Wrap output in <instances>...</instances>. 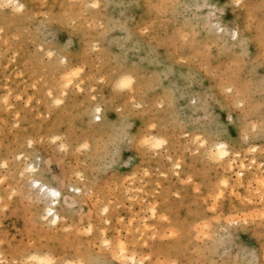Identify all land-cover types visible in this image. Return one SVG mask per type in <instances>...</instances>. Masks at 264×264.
<instances>
[{"label": "rangeland", "instance_id": "374dc122", "mask_svg": "<svg viewBox=\"0 0 264 264\" xmlns=\"http://www.w3.org/2000/svg\"><path fill=\"white\" fill-rule=\"evenodd\" d=\"M19 1H0V264H264V0ZM33 176L61 190L55 223Z\"/></svg>", "mask_w": 264, "mask_h": 264}, {"label": "bare ground", "instance_id": "6f19581e", "mask_svg": "<svg viewBox=\"0 0 264 264\" xmlns=\"http://www.w3.org/2000/svg\"><path fill=\"white\" fill-rule=\"evenodd\" d=\"M1 3L3 4H6V3H10L12 2L13 3V7L14 8H20L21 6H23L22 2H20L19 0H0ZM0 3V4H1ZM234 33L235 34H238V30L235 29L234 30ZM65 59V58H64ZM78 69V68H77ZM77 72V70H76ZM78 74V73H77ZM71 75H69L70 77ZM62 78V77H61ZM66 79V75L63 77V79ZM62 79V80H63ZM72 79V77L70 78ZM70 79L68 78V75H67V82L66 83H69L68 81H70ZM132 76H130L129 74H123L121 76V80L119 81L120 84L122 83H125L127 85H129L131 83V80H132ZM61 80V79H60ZM62 83H65V82H62ZM65 85L67 86L68 84ZM78 84V83H77ZM80 84V83H79ZM63 84V86H65ZM81 85V84H80ZM62 86V87H63ZM79 87V86H78ZM118 87V86H117ZM65 88V87H63ZM67 89V88H66ZM64 90V89H63ZM60 98V97H59ZM89 114V113H88ZM90 116L92 117V119L96 120L97 122L98 121H101V124H105V121L106 119H102L103 117V113H102V108L101 106L99 105H95L92 107V109L90 110ZM148 139H150L149 137L147 138L146 136H144V139H143V143H146L148 141ZM212 149V148H211ZM218 154V156L220 157H225L226 155H228L229 153V149H228V146L225 142L223 141H218L214 144V148ZM230 157V156H229ZM234 157V156H233ZM229 159V158H228ZM253 159V158H252ZM233 166V163L230 162L228 163V167L229 168H232ZM244 166L243 164H240L237 172H236V176H237V179L240 180V183L242 182V178H243V169ZM28 170H30L31 172H34V170H36V166L33 165V164H29L28 166ZM30 172V173H31ZM255 179L257 178V176L254 177ZM262 179V178H261ZM30 183L32 185V187H34L38 193L41 195V197L43 198H46V199H50L49 202L45 200V202H48V204L46 203L45 206H42L44 209L42 210L43 213L41 214V216H43L44 219L48 220L49 222L51 223H55L57 222L59 219H60V211L59 209L57 208V205L59 203V198H60V195H61V190L59 187H56L54 186L53 184H51L48 180L42 178V177H31L30 178ZM226 181V180H224ZM258 182V181H257ZM223 183V182H222ZM227 183V182H226ZM257 184V183H256ZM261 184V183H260ZM258 186V185H257ZM73 188V187H72ZM74 189V188H73ZM77 191H79L78 188H76ZM256 194V193H255ZM253 197V196H252ZM41 201V200H40ZM44 205V204H43ZM106 210V207H103L102 211H105ZM40 216V217H41ZM147 226V225H146ZM91 228V226L89 227V229ZM98 237V236H97ZM104 243L103 244H108L107 240H103ZM102 244V243H101ZM114 250V249H113ZM34 253V252H33ZM112 256L115 258V259H118L119 260H126V259H130L131 261L134 260V255L132 253H129L125 250V246L123 244H118L116 249L112 252ZM112 257V258H113ZM31 258H33L36 262H45L46 264L47 263H50L52 261V258L48 257L47 255H42V254H34ZM79 263V262H78Z\"/></svg>", "mask_w": 264, "mask_h": 264}, {"label": "snow or ice", "instance_id": "6c2138e0", "mask_svg": "<svg viewBox=\"0 0 264 264\" xmlns=\"http://www.w3.org/2000/svg\"><path fill=\"white\" fill-rule=\"evenodd\" d=\"M126 86H127L126 82L121 84V87H126Z\"/></svg>", "mask_w": 264, "mask_h": 264}]
</instances>
